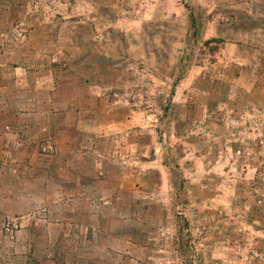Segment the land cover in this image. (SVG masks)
<instances>
[{"label":"rangeland","instance_id":"374dc122","mask_svg":"<svg viewBox=\"0 0 264 264\" xmlns=\"http://www.w3.org/2000/svg\"><path fill=\"white\" fill-rule=\"evenodd\" d=\"M44 1L45 61L108 86L138 124L123 209L86 249L102 264H264V0Z\"/></svg>","mask_w":264,"mask_h":264},{"label":"crops","instance_id":"0c3cea01","mask_svg":"<svg viewBox=\"0 0 264 264\" xmlns=\"http://www.w3.org/2000/svg\"><path fill=\"white\" fill-rule=\"evenodd\" d=\"M45 4L0 0V264H102L87 249L106 246L107 217L123 209L116 192L137 173L124 155L138 151L136 114L108 86L45 61ZM13 218L9 240L1 226Z\"/></svg>","mask_w":264,"mask_h":264},{"label":"built area","instance_id":"2783aa9c","mask_svg":"<svg viewBox=\"0 0 264 264\" xmlns=\"http://www.w3.org/2000/svg\"><path fill=\"white\" fill-rule=\"evenodd\" d=\"M51 151H52V146L50 144L44 146L41 149V153L43 154H48ZM19 229H20V224L15 218L6 219L1 226V231L3 235L9 240H14L16 238Z\"/></svg>","mask_w":264,"mask_h":264}]
</instances>
